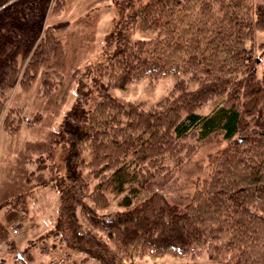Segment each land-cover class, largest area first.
<instances>
[{
    "label": "trees",
    "instance_id": "trees-1",
    "mask_svg": "<svg viewBox=\"0 0 264 264\" xmlns=\"http://www.w3.org/2000/svg\"><path fill=\"white\" fill-rule=\"evenodd\" d=\"M6 1L0 117L5 112L2 129L12 133L42 116L24 118L14 104L20 92L38 84L42 95L55 93L76 49L69 50L75 43L68 21L48 20L67 0H53L47 20L51 0ZM114 16L101 57L71 75L78 95L61 124L62 158L51 156L47 181L59 194L57 213L19 249L9 227L16 222L31 231L34 191L7 199L0 264H38L47 242L66 251L57 264L201 254L208 264H264V69H257L264 0H118ZM167 76L175 84L149 107L111 92ZM213 101L211 111H199ZM215 134L228 146L210 155L209 175L189 202H170L156 184L182 165L190 147Z\"/></svg>",
    "mask_w": 264,
    "mask_h": 264
},
{
    "label": "rangeland",
    "instance_id": "rangeland-1",
    "mask_svg": "<svg viewBox=\"0 0 264 264\" xmlns=\"http://www.w3.org/2000/svg\"><path fill=\"white\" fill-rule=\"evenodd\" d=\"M24 1L30 0H8L5 5L6 7H9V5L16 6ZM52 1H50V6L45 12L46 20ZM117 1L67 0L65 8L60 13L55 14L52 12L48 17L49 22L68 21L70 29L73 30L72 34L79 26L84 28L82 29L84 38L78 40L77 44L69 46V50L76 49V51L67 60L65 77L62 83L57 86L55 93L42 95V91L38 89L39 85L35 84L32 85L29 91L26 93L20 92L17 96L14 104L22 107L21 112L24 118L31 117L35 119L38 115H42L39 120L36 119L37 122L33 125L28 124L27 120L21 121L19 130L11 133L2 129L5 112L0 117V218L2 219L4 210L3 203L7 199H13L14 196L31 189L34 191L31 195L32 198L29 199V202L32 203L30 206L32 209L31 215L36 216L32 222L34 224L31 231L26 234L19 223L13 222L10 224V226L17 224L20 227L19 233L15 235L9 230L10 235L19 243V249L29 247L26 240L34 234L38 235L43 232L46 228V222L43 218L54 216L60 206L58 192L51 189L47 181L51 172V156H53L52 158L56 157V159L62 158L61 124L66 112L73 107L78 95L77 83L71 75L77 69L82 72L87 65L97 62L101 57H99V54L103 50L105 35L111 29L117 9ZM76 16L82 17L75 19ZM72 40L73 38L71 42ZM258 55L261 61L257 65V69L262 72L264 69V55L260 52H258ZM175 82L174 76H167L158 80L143 78L130 84L127 88H114L111 89V92L127 100L143 102L149 107L168 95ZM214 106L215 101L209 102L199 111L207 113ZM187 141L192 142L193 137H190ZM227 146L228 141L223 139L221 134H215L194 148L190 147L191 152L182 165L170 172L164 180L158 182L155 188L161 190L172 203L183 205L189 202L198 181L209 175L210 155L220 152ZM50 150H52L51 154L53 155H50ZM43 156L45 157L44 161H40ZM39 164H43V166L39 168ZM60 164L63 163L60 162ZM116 208V203L112 201L111 209ZM38 247L39 245H36L30 247V249L35 251L39 249ZM4 248L5 246H2L0 252L5 251ZM42 248L51 251L52 256L49 255L47 259L45 257V260H40L38 264H51L50 262L55 258L56 262L54 264H57L60 255L66 256L64 247H59L57 244L43 243ZM69 261L73 260L69 258ZM129 261H127L128 264H189L191 261L198 264L209 263V259L205 254L196 257L145 255L135 256L131 262Z\"/></svg>",
    "mask_w": 264,
    "mask_h": 264
},
{
    "label": "crops",
    "instance_id": "crops-1",
    "mask_svg": "<svg viewBox=\"0 0 264 264\" xmlns=\"http://www.w3.org/2000/svg\"><path fill=\"white\" fill-rule=\"evenodd\" d=\"M85 14H88V13H85ZM80 17H82V16H76L75 19H78V18H80ZM72 27H73V25H72ZM75 27H76V25H75ZM82 29H84V28L81 27V26H79V27L76 29V31L74 32V34L71 35V38H73L72 41H74L75 44L78 43V42H77L78 40H81V38H84V37H83V35H84V34H83L84 31H83ZM80 32H82V33H80ZM32 236H33V235H32ZM49 255L52 256L51 251L45 253L44 251L41 252V251L39 250V252L37 253V257H38L37 260H38V261H40V260H45L44 258L46 257V259H47V258L49 257Z\"/></svg>",
    "mask_w": 264,
    "mask_h": 264
},
{
    "label": "built area",
    "instance_id": "built-area-1",
    "mask_svg": "<svg viewBox=\"0 0 264 264\" xmlns=\"http://www.w3.org/2000/svg\"><path fill=\"white\" fill-rule=\"evenodd\" d=\"M9 230H10V232L13 234V235H15V234H17V233H19V231H20V227L17 225V224H13V225H11L10 227H9ZM46 252H48L49 250H45ZM56 262V258L54 259V260H52L50 263L51 264H54Z\"/></svg>",
    "mask_w": 264,
    "mask_h": 264
}]
</instances>
